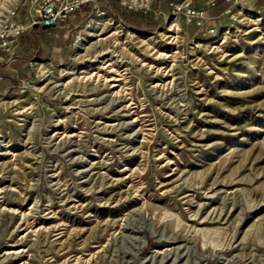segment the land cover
Segmentation results:
<instances>
[{
    "label": "rangeland",
    "instance_id": "374dc122",
    "mask_svg": "<svg viewBox=\"0 0 264 264\" xmlns=\"http://www.w3.org/2000/svg\"><path fill=\"white\" fill-rule=\"evenodd\" d=\"M53 1L0 0V264H264V0Z\"/></svg>",
    "mask_w": 264,
    "mask_h": 264
},
{
    "label": "built area",
    "instance_id": "2783aa9c",
    "mask_svg": "<svg viewBox=\"0 0 264 264\" xmlns=\"http://www.w3.org/2000/svg\"><path fill=\"white\" fill-rule=\"evenodd\" d=\"M86 0H77L76 3L69 5L68 3L64 6H61L57 9L54 1L49 3V6L44 8L46 14L44 18L40 20V24L42 26V30H47L59 25L63 20H65L69 13L73 10L80 7V5ZM174 11L183 12L187 21H190L199 27L206 26V23L209 19L208 9L203 6L195 5L191 0H182L178 3L173 4ZM208 29L209 27L206 26ZM211 32L215 31V28H210ZM7 42L6 40H4Z\"/></svg>",
    "mask_w": 264,
    "mask_h": 264
},
{
    "label": "bare ground",
    "instance_id": "6f19581e",
    "mask_svg": "<svg viewBox=\"0 0 264 264\" xmlns=\"http://www.w3.org/2000/svg\"><path fill=\"white\" fill-rule=\"evenodd\" d=\"M96 17H94V16H90L87 20H88V23H87V27H90L91 28V25L93 24L92 22L93 21H96V19H95ZM103 25V24H102ZM88 29L89 28H87L86 30L88 31ZM103 34V33H102ZM98 35H101V33L100 34H98ZM100 39H105V38H100ZM104 53V52H103Z\"/></svg>",
    "mask_w": 264,
    "mask_h": 264
}]
</instances>
